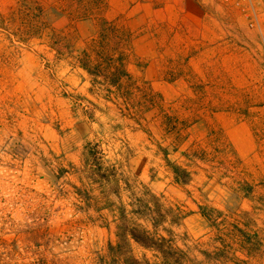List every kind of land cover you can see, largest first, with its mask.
<instances>
[{"label": "rangeland", "instance_id": "obj_1", "mask_svg": "<svg viewBox=\"0 0 264 264\" xmlns=\"http://www.w3.org/2000/svg\"><path fill=\"white\" fill-rule=\"evenodd\" d=\"M99 2L1 0L2 71L18 70L21 51H35L50 74L51 91L42 102L29 87L8 81L0 94V264H122L109 250L117 241L114 218L107 209L99 213L89 208L76 193L75 187L81 186L76 168L89 140H99L106 160L123 167L121 172L133 185L132 192L123 191L124 200L143 190V182L181 214L196 211L198 188L211 175L204 187L211 202L202 201L204 206L223 207L227 191L244 181L256 188L251 202L264 203L258 198L264 196V30L249 28L243 17L220 4L233 27L229 29L235 31L225 37L233 44L231 50L217 46L197 55L188 69L189 57L184 50L176 54L175 39L171 48V24L159 30L162 24L156 29L151 21L111 22V45L132 62L134 80L125 79L119 94L126 99L120 97L118 105L108 102L111 109L97 112L99 123L92 125L75 105L83 101L78 95L86 94L89 83L71 84L62 73L70 67L68 48L80 51L90 43L83 37L100 30V22L78 21L102 17ZM155 44L158 49L165 46L155 53ZM57 51L63 52L58 66ZM160 146L171 161L199 170L196 180L177 183L165 166L163 151L160 156L154 153ZM128 161L130 169L125 167ZM249 201L245 199L241 208H251ZM230 202L237 206L239 200ZM257 217L259 228L251 232L263 245L252 255L236 253L239 264H264V209ZM205 226L193 213L183 227L171 228L180 246L185 248L182 239L188 237V244L214 250L215 232ZM132 249L141 260L159 261L136 243ZM192 255L213 264L198 251Z\"/></svg>", "mask_w": 264, "mask_h": 264}, {"label": "crops", "instance_id": "obj_2", "mask_svg": "<svg viewBox=\"0 0 264 264\" xmlns=\"http://www.w3.org/2000/svg\"><path fill=\"white\" fill-rule=\"evenodd\" d=\"M97 5H99L100 10V18L97 19H90V18H81L78 19V21H91V22H100V30L95 29V31H92L89 35L83 37L85 41H90L89 45L84 46L82 49L77 50L75 47L68 48L69 50L66 52L69 55L70 60L67 64L70 65V67L65 71H63L62 75L65 77V79H69L71 84L74 85H83L86 82L89 83V86L87 87L86 94L78 96L82 97L83 101L88 103V100L91 101V104H87L89 106H81L78 103H76V107L78 108L79 115L84 119L89 121L90 124L94 125L98 122V113H105L111 109V106L108 105V102H112L114 105H118L119 99L125 97L123 95H120L119 93L123 91L125 84V79L128 78L129 82L134 80L133 76L131 75L132 72V62H129L127 57L123 52H119L117 48H114L113 45H111V37L113 36L108 30L105 28L110 25L111 22H153L156 23V29L158 28L159 24H162V26L159 27V30L163 28V25L165 23L171 24V33L169 35L171 39V48H174V39L176 40V48L177 50L176 54H178V51L183 52L186 51L188 58L187 62V68L191 69V65L193 64L194 60L197 58V55L203 54L204 52H213L212 50H216V47L219 46L220 50L222 51V48H224V52L231 50V47L233 44H228L227 41H225V37L227 38L228 34L235 35L234 29H229V27H232V25L228 22L226 15L223 13V10L220 8V4L217 0H99ZM103 1V2H102ZM2 7L1 0H0V9ZM233 28V27H232ZM104 31H101L103 30ZM155 29V33L153 34V37L156 42V32L158 30ZM82 37V36H81ZM103 37L106 39V41H103ZM219 38H222V41L219 43ZM88 39V40H87ZM99 40V41H97ZM184 40V45L181 43V41ZM105 43V44H104ZM107 44V45H106ZM102 45V46H101ZM103 46L105 48H103ZM165 46L164 44L158 45L155 44V53H158V51H162V47ZM207 49V50H206ZM117 50V51H116ZM174 50V49H173ZM78 52V55H75V53ZM1 53V48H0ZM57 58L55 60L56 65L60 64L61 62V55L63 52L57 51ZM87 54L89 56L86 57ZM108 54H111L113 58L115 59V67L118 65H121L124 71V75H121L119 78V85L112 86L111 92H108L107 90H103V87L98 88L92 86L93 77L81 66V62H84L85 58L90 59L89 62H87L88 67L91 69H94L96 66L95 64H98L99 61L102 62V59L107 57ZM72 55H75V57H72ZM19 62V69L17 68L15 70H11L8 72H3L1 67V61H0V94H2L3 87H7L8 81L11 82L10 85H22L29 87V91H31L33 94H39L41 101L43 102L46 97L49 96L51 87H50V81L51 77L47 70H45L44 66L41 63V57L40 54L32 51V50H23L19 54L18 57ZM233 69L236 68V65H233ZM208 66H202V70L206 69ZM102 68L103 65H102ZM157 68L161 69L162 66H158ZM114 70V68H111ZM235 70V69H234ZM238 70V68H237ZM107 73V72H106ZM24 74V76H23ZM18 75L21 76V78L18 77ZM99 77H103V80H99ZM135 78V77H134ZM3 79H6V81H3ZM78 79V81H77ZM97 80L101 81L102 83L109 82V77L107 76H98L96 78ZM72 80V81H71ZM137 83V82H136ZM135 83V85H136ZM88 91V92H87ZM101 91H104L102 93ZM15 92V91H14ZM114 92V93H113ZM102 93V94H101ZM111 94V97L108 95ZM86 95V96H85ZM95 96L100 102H96L90 97L87 96ZM134 95V94H133ZM121 97V98H120ZM48 99V98H47ZM46 99V102H47ZM126 99V97H125ZM104 100V102H102ZM76 101V100H75ZM103 105V106H102ZM88 109V110H86ZM94 115L93 118H89L87 111H91ZM123 116V115H122ZM99 123V122H98ZM102 125V124H101ZM144 130V129H143ZM142 130V131H143ZM134 131H139L138 129ZM144 133L150 134L149 129H145L143 131ZM112 134V133H111ZM149 136V135H148ZM93 142L99 141V140H91ZM90 140L87 141L83 148H82V154H81V165L80 167L76 168L77 173L79 174V171L83 168V160H84V148L85 145L88 142H91ZM104 150V149H103ZM163 147L157 148L155 150V154L157 156H160L163 151ZM167 150V149H166ZM168 151V150H167ZM105 152V151H104ZM106 154V153H105ZM164 154V153H163ZM107 157V155H106ZM170 157V153L168 152V158ZM164 160L165 157L163 156ZM166 161V160H165ZM109 162V161H108ZM174 163L178 164L177 162L173 161ZM117 164V163H116ZM198 163H196L197 165ZM121 165V164H119ZM180 165V164H178ZM131 164L128 161L127 166H125L127 169L131 168ZM165 166L169 169V171L172 173L173 178L174 174L172 170L167 166L165 163ZM182 167L188 169L192 173V180L190 183L194 182L196 180V176L200 175V171L198 170L193 171L191 170L193 167L192 165L183 166ZM122 167V166H121ZM201 166L197 165V168H200ZM123 169V167H122ZM151 170H154L157 172V169L153 168ZM207 175V174H206ZM207 180L205 179L203 181V185L199 186V196L197 199L194 200L197 210L196 211H188L184 213H188V215L183 220L182 224L180 226H173L176 228L183 227L185 225L186 219L191 214H197L198 213V205L203 204L202 201L210 203L209 200V194L207 191L205 192L204 187L209 182L211 175H207ZM138 177V176H137ZM155 176L152 179H154ZM79 180V179H78ZM135 180L138 181L137 178ZM175 180V179H174ZM143 184L144 186H147L143 182H139ZM178 183V182H177ZM180 184V183H179ZM188 185V184H183ZM244 188H249L248 190H244ZM148 187V186H147ZM149 189L158 196H161L162 199L163 196L149 186ZM234 191H238L239 197H241L238 203L236 210V215L229 218L228 222H232L236 219H241L242 227H245L248 230L253 231L254 229L259 228L258 227V210L264 209V203L262 201L259 203L260 205H255V203H252L251 201L255 200V191L256 188L254 185H252L249 181H244L242 183H239L237 187H233L230 191H227V195L223 198V207H214L218 210L225 211L226 212V202L230 203L232 199L234 198ZM246 191V193H245ZM204 192V193H203ZM260 200L264 199L263 195L258 196ZM245 199H248L249 206L251 208L242 209V205L245 201ZM230 200V201H229ZM259 200V201H260ZM251 209V210H249ZM245 212H249V216H251V223L248 226H244V219L241 218V216H244ZM202 219V217L200 216ZM203 220V219H202ZM206 227V226H205ZM255 231V230H254ZM237 251L236 253H238ZM242 253V252H241ZM243 255H246L242 253Z\"/></svg>", "mask_w": 264, "mask_h": 264}, {"label": "trees", "instance_id": "obj_3", "mask_svg": "<svg viewBox=\"0 0 264 264\" xmlns=\"http://www.w3.org/2000/svg\"><path fill=\"white\" fill-rule=\"evenodd\" d=\"M103 41H106L104 37ZM85 55L89 58L87 54ZM88 58L81 62V66L93 77V87H103V90L111 92L112 86L119 85V78L125 73L122 64L115 67V59L111 54L103 58L102 62L95 64L94 69L88 67L87 62L90 61ZM101 75L109 77V82L102 83L96 79ZM82 102L78 104L86 106ZM88 103L91 104V101L88 100ZM87 114L89 118L94 117L92 110L87 111ZM163 153L175 181L181 184L190 183L192 173L171 161L166 149ZM83 154V168L78 174L81 186L75 187L76 193L89 208L92 207L99 213L107 209L114 218L117 241L109 244V250L122 264H206L205 261L198 262L192 258L194 251H198L204 260H211L213 264H239L242 260L235 256L237 251L246 255L260 251L263 242L257 233L242 227L241 219L235 218L234 221L228 222L229 218L236 215L235 209L238 206L228 202L225 205L226 212L203 204L198 205V213L206 228L215 232L212 237V243L216 244L213 245L214 250L199 249V243L195 242L190 245L187 243L188 237L182 239L185 248L180 246L176 240L177 235L171 227L180 226L188 213L181 214L178 207L166 205L162 197L153 193L147 186L139 193L133 192L129 200H124L123 191L132 190L133 185L130 179L123 175L120 166L106 160L101 144L88 142ZM233 194L235 199L241 200L238 191H234ZM248 214L249 212H245L244 216H241L246 218L244 226L251 223L252 218ZM99 217L102 218L101 215ZM166 224L171 227H167ZM133 243L150 250L159 261L151 262L137 258L133 253Z\"/></svg>", "mask_w": 264, "mask_h": 264}, {"label": "built area", "instance_id": "obj_4", "mask_svg": "<svg viewBox=\"0 0 264 264\" xmlns=\"http://www.w3.org/2000/svg\"><path fill=\"white\" fill-rule=\"evenodd\" d=\"M222 6L236 12L251 29L264 30V0H217Z\"/></svg>", "mask_w": 264, "mask_h": 264}]
</instances>
